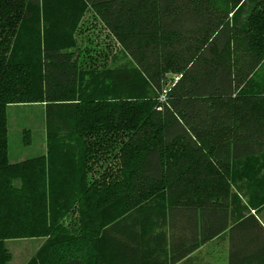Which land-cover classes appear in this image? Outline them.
Masks as SVG:
<instances>
[{
  "label": "trees",
  "instance_id": "trees-1",
  "mask_svg": "<svg viewBox=\"0 0 264 264\" xmlns=\"http://www.w3.org/2000/svg\"><path fill=\"white\" fill-rule=\"evenodd\" d=\"M25 104L45 149L12 163ZM261 162L264 0H0V264L20 239L25 264H210L212 240L264 264Z\"/></svg>",
  "mask_w": 264,
  "mask_h": 264
},
{
  "label": "rangeland",
  "instance_id": "rangeland-1",
  "mask_svg": "<svg viewBox=\"0 0 264 264\" xmlns=\"http://www.w3.org/2000/svg\"><path fill=\"white\" fill-rule=\"evenodd\" d=\"M91 17V15H86ZM112 52L117 49L111 47ZM109 54H112L109 52ZM7 129H8V157L10 162H18L27 157H33L44 152L45 149V130H46V113L42 104H25L8 106L6 110ZM25 137V133H27ZM27 141V142H26ZM264 165L261 162L257 167ZM245 173L253 166L245 163ZM248 169V170H247ZM252 170V169H251ZM250 170V171H251ZM238 175V174H237ZM242 174L241 177H245ZM262 183V182H261ZM40 239H20L13 240L9 244L12 251L11 261L13 264H19L29 256L35 253ZM227 243L219 240H212L204 245L192 257L203 263L225 264L227 261Z\"/></svg>",
  "mask_w": 264,
  "mask_h": 264
},
{
  "label": "crops",
  "instance_id": "crops-1",
  "mask_svg": "<svg viewBox=\"0 0 264 264\" xmlns=\"http://www.w3.org/2000/svg\"><path fill=\"white\" fill-rule=\"evenodd\" d=\"M10 243H13V242H11V241H6L5 242V246L7 247V249L10 251V253H12V251H11V249L9 248V244ZM39 246V245H38ZM12 255V254H11ZM13 256V255H12ZM28 259H29V256H27V258L25 259V261L23 260L21 263H19V264H25L27 261H28ZM12 260V259H11ZM10 260V262H9V264H13L12 263V261Z\"/></svg>",
  "mask_w": 264,
  "mask_h": 264
}]
</instances>
